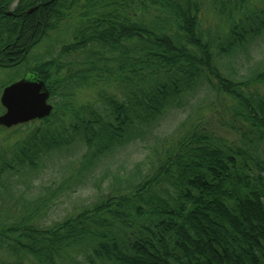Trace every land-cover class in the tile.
Here are the masks:
<instances>
[{"label":"trees","instance_id":"trees-1","mask_svg":"<svg viewBox=\"0 0 264 264\" xmlns=\"http://www.w3.org/2000/svg\"><path fill=\"white\" fill-rule=\"evenodd\" d=\"M208 1L220 32L203 30ZM63 27L67 42L26 71L45 83L52 112L13 127L33 128L0 150L1 189L74 144L85 148L79 168L95 171L131 144L158 139L154 131L199 92L228 106L238 136L184 117L145 170L78 212L47 226L56 193L25 202L0 216V264H264V66L235 80L217 64L264 39V8L246 0H0V68L19 67ZM89 87L96 97L76 102Z\"/></svg>","mask_w":264,"mask_h":264},{"label":"rangeland","instance_id":"rangeland-1","mask_svg":"<svg viewBox=\"0 0 264 264\" xmlns=\"http://www.w3.org/2000/svg\"><path fill=\"white\" fill-rule=\"evenodd\" d=\"M208 1L202 12L203 30L219 32L223 28L221 18L209 7ZM248 9L264 8V0H246ZM65 28V27H63ZM50 35L51 39L44 38L38 45L31 48L24 63L15 68H0V95L5 86L18 82L33 68L40 58H43L48 51L57 52L62 43L67 42L70 29L65 28ZM55 48V49H53ZM236 51L233 57L218 62L220 70L235 80L246 79L261 66H264V39L258 37L253 43L247 46L244 51ZM97 87L82 88L77 91L75 101L79 104L88 103L96 97ZM190 103L193 107L184 108L177 115L168 116L161 129L154 135L158 139L149 138L144 142L137 141L131 144L125 152L102 160L95 171L81 170L78 166L80 157L84 154L83 146H70L67 150L44 158L41 165L33 173L27 172L14 175L6 188H0L2 200L0 202V216L3 218L9 212L18 213L25 210V202L35 201L47 191L56 193L57 201L55 206L43 220L45 225H51L61 220L64 216L74 214L84 206L92 203L98 196L106 194L112 185H124L129 178L144 169L148 159L152 158L155 150H160L162 137L170 136L175 131L176 125L190 116L195 121L209 122V125L225 138L231 140L238 135L231 123V115L227 105L222 100L211 94L196 93ZM3 112L0 110V115ZM29 126V125H28ZM32 124L24 128L0 129V150H6L16 142L22 141L25 135L32 131ZM156 137V136H155ZM161 138V139H159ZM8 151V150H7ZM22 207V208H21ZM0 217V218H1Z\"/></svg>","mask_w":264,"mask_h":264},{"label":"water","instance_id":"water-1","mask_svg":"<svg viewBox=\"0 0 264 264\" xmlns=\"http://www.w3.org/2000/svg\"><path fill=\"white\" fill-rule=\"evenodd\" d=\"M0 105L4 110L0 115V127L4 129L42 121L53 109L45 83L34 72H28L18 82L5 87L0 95Z\"/></svg>","mask_w":264,"mask_h":264}]
</instances>
